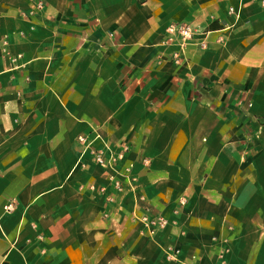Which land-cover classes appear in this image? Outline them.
Here are the masks:
<instances>
[{
  "label": "crops",
  "instance_id": "obj_1",
  "mask_svg": "<svg viewBox=\"0 0 264 264\" xmlns=\"http://www.w3.org/2000/svg\"><path fill=\"white\" fill-rule=\"evenodd\" d=\"M43 1L0 0V264H264V0ZM175 22L206 42L180 62Z\"/></svg>",
  "mask_w": 264,
  "mask_h": 264
},
{
  "label": "built area",
  "instance_id": "obj_2",
  "mask_svg": "<svg viewBox=\"0 0 264 264\" xmlns=\"http://www.w3.org/2000/svg\"><path fill=\"white\" fill-rule=\"evenodd\" d=\"M32 4L34 10L42 9L45 5L43 0H32ZM230 11L234 12L235 9L231 7ZM167 33V42L178 46V49L173 54L177 62L183 59L185 49L188 45L198 44L202 48L206 47L205 41H198V29L191 22L171 23L167 27ZM2 51L6 59L12 64H15V66L23 58L22 53H14L10 50L7 39H4L2 43ZM248 105H252L251 101ZM251 136H257V132H254ZM77 140L82 147V155L89 153L99 166L109 171L113 187L117 191L124 192L129 188L134 189L137 181V176L134 173L135 163L126 158V153L129 151L127 146L119 149L112 146L98 131L80 134ZM144 163L147 164L148 160L145 159ZM91 188H94V186H91ZM5 209L12 210V204H8ZM142 220L145 222L148 232L151 235H155L158 228H164L168 225V220L163 217L149 218L148 216H144ZM176 253L174 251L173 253L169 252L167 258L171 261H176Z\"/></svg>",
  "mask_w": 264,
  "mask_h": 264
},
{
  "label": "rangeland",
  "instance_id": "obj_3",
  "mask_svg": "<svg viewBox=\"0 0 264 264\" xmlns=\"http://www.w3.org/2000/svg\"><path fill=\"white\" fill-rule=\"evenodd\" d=\"M249 102H250V99L247 101V105ZM259 133H260L259 130H257V136H255L256 139L258 138Z\"/></svg>",
  "mask_w": 264,
  "mask_h": 264
}]
</instances>
